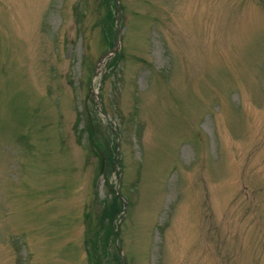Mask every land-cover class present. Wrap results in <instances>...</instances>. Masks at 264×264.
Wrapping results in <instances>:
<instances>
[{"label": "rangeland", "instance_id": "rangeland-1", "mask_svg": "<svg viewBox=\"0 0 264 264\" xmlns=\"http://www.w3.org/2000/svg\"><path fill=\"white\" fill-rule=\"evenodd\" d=\"M121 5L0 0V264H264V0Z\"/></svg>", "mask_w": 264, "mask_h": 264}, {"label": "water", "instance_id": "water-1", "mask_svg": "<svg viewBox=\"0 0 264 264\" xmlns=\"http://www.w3.org/2000/svg\"><path fill=\"white\" fill-rule=\"evenodd\" d=\"M117 3V19H116V28H117V41L116 44L114 45L113 48H111L110 50H108L107 52L103 53L102 56L100 57L99 61H98V67L100 66V64L109 56L116 54L119 50V48L121 47V42H122V32H121V28H120V22H121V10H122V5H121V0H116ZM96 75H98V69L96 70ZM92 91L94 92V94H96L97 96V100H96V106L97 108L100 110V112L107 118V120H110V116L109 114L104 110V106H103V101L101 98V90L99 92H95V88L92 86ZM119 140H118V148H119V152H120V145H121V141H120V133L117 129H115ZM122 164H123V160L120 159V169H119V182L116 188V191L118 193V195L123 199L124 202V210L122 212L121 215H125L126 214V210H127V198L122 194L121 191V184H122ZM116 235H117V240H118V248L120 251V254L122 256L123 262L124 264H127L125 261V257L122 253V245H121V239H120V230L119 228L116 229Z\"/></svg>", "mask_w": 264, "mask_h": 264}, {"label": "trees", "instance_id": "trees-1", "mask_svg": "<svg viewBox=\"0 0 264 264\" xmlns=\"http://www.w3.org/2000/svg\"><path fill=\"white\" fill-rule=\"evenodd\" d=\"M91 131H92V127H91V129H90ZM93 133V132H92ZM115 134H116V132H115ZM117 135V134H116ZM92 138H93V136H92ZM93 146L99 151V147L97 146V144H95V142H94V138H93ZM104 149H106L105 147H103ZM99 154L101 155V153H100V151H99ZM116 193V192H115ZM116 198H119V199H121L118 195H117V193H116ZM121 201H122V199H121ZM123 202V201H122ZM103 217H104V215H103ZM103 217H102V219H103ZM105 218V217H104ZM112 234H113V231H112ZM116 234V233H115ZM95 242V244H94V247H92V248H88V250H89V258H90V262H91V264H102L101 263V258L100 257H98V248H97V245H98V241H97V239H91V242ZM89 244H90V241H89ZM118 251H119V249H118ZM120 259H121V262H122V264H124L123 263V260H122V258H121V255H120Z\"/></svg>", "mask_w": 264, "mask_h": 264}]
</instances>
